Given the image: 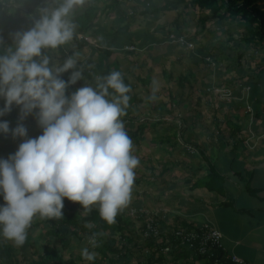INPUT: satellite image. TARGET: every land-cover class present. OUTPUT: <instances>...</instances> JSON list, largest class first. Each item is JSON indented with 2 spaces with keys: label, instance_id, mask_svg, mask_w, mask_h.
I'll list each match as a JSON object with an SVG mask.
<instances>
[{
  "label": "crops",
  "instance_id": "1",
  "mask_svg": "<svg viewBox=\"0 0 264 264\" xmlns=\"http://www.w3.org/2000/svg\"><path fill=\"white\" fill-rule=\"evenodd\" d=\"M190 1L162 14L155 12L163 0L122 1L125 12L142 10L131 24V30L142 36L137 44L142 49L135 58L121 51L120 43L112 39L115 30L106 27L118 26L123 19L122 10L110 7L106 15L111 22L103 23L107 30L97 36L88 34L96 45L76 44L75 50L79 54L82 47L83 56L99 65L94 46L110 49L111 62L128 78L129 93L143 99L130 98L132 116L164 119L157 127L145 129L144 138L135 145V150L151 147L150 178L157 182L151 183L157 190L153 187L136 196L141 202L137 208L156 214L164 234L177 226H213L223 233L227 255L264 264V49L239 46L243 30L239 22L216 17L204 23L206 12L193 8ZM178 34L187 35L194 48L175 42ZM242 52L243 59L235 62ZM154 82L166 93L174 83L175 96L167 99L158 91L150 103ZM217 88L230 90L231 97L216 93ZM180 103L186 108L182 114ZM145 104L152 113H140ZM213 172L219 176L214 180ZM217 182L223 192L214 188ZM145 217L141 215V221ZM163 247V256L158 253L155 264H218L186 247L172 252Z\"/></svg>",
  "mask_w": 264,
  "mask_h": 264
},
{
  "label": "clouds",
  "instance_id": "2",
  "mask_svg": "<svg viewBox=\"0 0 264 264\" xmlns=\"http://www.w3.org/2000/svg\"><path fill=\"white\" fill-rule=\"evenodd\" d=\"M25 0H0L20 7ZM84 0H44L38 17L26 30L15 31L13 43L0 37V118L20 106L22 121L35 112L42 134L29 137L28 128L0 119V133L23 137L9 157H0V237L23 246L37 217L64 216L65 198L83 210L96 208L109 224L131 202L140 159L123 120L130 86L113 70L69 93L83 80L78 54L62 63L46 53L77 35L74 9ZM71 70L68 80L62 74ZM158 86L154 82L152 99ZM38 110V111H37ZM91 227V224L88 225ZM82 257L97 253L84 247Z\"/></svg>",
  "mask_w": 264,
  "mask_h": 264
},
{
  "label": "trees",
  "instance_id": "3",
  "mask_svg": "<svg viewBox=\"0 0 264 264\" xmlns=\"http://www.w3.org/2000/svg\"><path fill=\"white\" fill-rule=\"evenodd\" d=\"M111 1L112 5L110 8L115 9L117 12L122 10L121 3L123 0ZM163 1V6L158 10L156 9L155 14H162L166 11L177 9L182 4H184L186 0ZM43 2L44 0H25L24 4L18 7L20 11H25V15L22 16L20 15V12L17 13L14 10L11 11V8L15 7H9L7 4L0 5V37L4 39L5 44L12 43L10 38L11 34H13L15 31L26 30L32 26L34 20L30 18V14L38 16L36 9ZM101 3L102 0H84L83 5H79L76 9H74L72 19L76 24L77 35L72 41L65 45H61L56 49L45 50L50 57H55V62L62 63L66 57L70 55H76V44L80 46H87L89 45L88 42H92L85 40V37H83L85 34L97 36V32L100 35L103 30H107L106 27H111L115 30L114 34L112 35V39L117 43H120L117 45L119 48L126 44H139L142 36H139L138 33H134L131 30V24L135 20V17L137 18L142 14V10L135 8V11L132 14L122 10L120 12V16L123 19L118 20L119 24L116 26V23H110L111 19L109 20L107 17V15H110V8L108 12V7L106 4L102 5ZM190 3L193 4V8L199 7L203 12H206L204 23L215 19L216 17L222 18L224 21H233L234 23L239 22L238 24L243 27V30L240 31L239 46L244 44L247 48H249L251 45H253L258 49H264V0H191ZM103 12H108L105 17ZM105 19L108 20L107 23H110L109 25H106V27L103 25V23H105ZM177 27H180V24L177 25ZM78 36L79 40H82L83 42L76 40V37ZM94 47L99 53L101 63H99V65H95L93 62L94 60L92 61L91 59L87 58V63H89V65L88 67H84L80 60L85 58V56H83V54L81 57L79 56V53L77 56L78 67L80 69L82 68L81 70L83 72L84 79L78 81L75 85H71L68 89L69 93L79 88V84H83V86L85 83L94 85L96 83L97 77L102 75L106 76L111 71L118 70L116 69L114 63L111 62L113 52L110 49H105L100 46ZM79 49L80 52H83L82 47H79ZM244 56L245 52L239 54L240 58H243ZM262 62H264V60ZM70 73L71 70L62 74L63 78L68 80ZM122 75L125 83L127 84L128 78L123 73ZM129 96L130 98H132V96L135 97L132 93H129ZM135 100L141 102L143 99L137 96L135 97ZM151 100L152 98H150L148 101L151 103ZM132 106L133 105L128 104L126 114L122 118L125 122L128 134L134 143H137V141H140L139 139L143 137L142 132L145 129L149 128V126L157 127L163 122V119L157 117L153 118L152 116H144L143 118L132 116ZM0 119L9 121L11 128H15L18 123H21L14 107L11 112L6 113L5 116ZM31 121L33 127L32 129L28 128V134L30 136V134L33 133L32 137H38L40 134H42L43 130L40 127L38 121L32 119ZM0 139L2 140V143H0V157L7 158L10 154H13L18 149L19 144L24 138H14L11 133H3L2 136L0 135ZM213 174L215 177L213 180L216 179V176L219 177L214 172ZM216 185H218V188H214L219 192H223L222 184L219 186V183L217 182ZM2 202V197H0V203ZM63 212L64 216L56 219H42L38 217V223L40 229L43 232L42 236H40V239H43V241L45 240L43 242L44 250L42 252L35 251V253H30L28 251L29 247L32 246L33 241V236L30 232L25 244L19 247L13 245L11 241L7 242L6 239L0 237V264H77L75 259L66 261L64 255L59 251L60 247L65 250L71 247L72 234L76 235L82 230L85 236L88 235L91 238L100 232H117L124 234L123 231L128 229V225H126L127 223L125 224L122 221L123 214L121 212L116 218V222L112 224L107 223L99 215V212L96 208H93L90 212H86L87 216L72 215L66 210V208L63 209ZM89 224H91V227L88 226ZM136 238H138L136 234H131V240L128 241L129 243H124L122 249L115 248L110 240L104 241V239H101L100 242H103V247H106L108 251L105 252L104 249L100 250L108 260L103 263H99V261L95 260L93 264H121L122 261L124 262V258H126L128 255H133V249H131L128 245L134 244L135 246L133 248H140L138 246L139 240L137 241ZM143 242L145 246H154V248L157 249L147 263L155 264V261L157 260L156 255L161 252L162 244L165 245L164 238H154L150 236ZM19 254L23 256V260L19 259ZM160 256L163 255L160 253ZM144 261L145 259L140 258L137 263L143 264Z\"/></svg>",
  "mask_w": 264,
  "mask_h": 264
},
{
  "label": "rangeland",
  "instance_id": "4",
  "mask_svg": "<svg viewBox=\"0 0 264 264\" xmlns=\"http://www.w3.org/2000/svg\"><path fill=\"white\" fill-rule=\"evenodd\" d=\"M111 3H112L111 0H102L101 4L102 5L106 4L107 7H110L112 5ZM150 6L151 5H149L147 8H150ZM12 10H14L17 13L20 12L21 16L25 15V13H24L25 11L24 10L20 11V9H18L16 7L15 8H11V11ZM106 14H107V12L104 13V15H106ZM136 19L137 18L135 17V20L133 21V23L136 22ZM209 22H211V21H209ZM89 38L96 45V41L90 36H89ZM10 40L13 43L12 34H11ZM76 40L83 42L82 40H79V36L76 37ZM126 45H133L135 47H133L132 50H127L126 49ZM126 45H123L121 47L122 48L121 51H124V50L126 52L131 51L130 54H129V55H131V58H135L134 55L140 53V51L142 49V47H140L138 45H135L133 43L132 44H126ZM82 55H83V53L80 52L79 56L82 57ZM125 56H126V53H125ZM51 58H52V61L55 62V60H56L55 57H51ZM86 59L87 58H82L81 60L85 61ZM234 59H235V62H238L240 59H243V58L239 57L238 59L237 58H234ZM91 64H93V63H91ZM88 65H89V63H88ZM82 86H83V84H79V87H82ZM217 89H219V88H217ZM169 90H170L169 91L170 94H169V92L166 93V90L163 92L162 89H160V88H157L156 92L159 91L158 93H163L164 96L167 99H170L169 96H175V92L174 91L176 90V86H175L174 83L170 84ZM221 90H223V89H221ZM224 90H228V89H224ZM144 94H146V92H144ZM149 94H151V93L149 92ZM222 95H223V93H222ZM3 104H4V100L0 99V106H2ZM142 106L143 107H142L140 113H143V112L144 113L145 112H147V113L151 112L152 113L153 112V110L151 109V106H149L148 104H145V105H142ZM184 106H185V103H183V105H182V103L179 104L178 111H180L181 114L183 112H185V110H186V108ZM13 107H14L15 111H18L20 106L14 105ZM174 109H175V107L171 106V111H173ZM174 111H176V110H174ZM139 115H140V117L143 118V116H141V114H139ZM30 118H31L30 115H28L27 117H25L22 120V123L28 124L29 122H27L25 120L26 119L29 120ZM149 127L151 128L152 126H149ZM162 128H163V126L162 127L159 126L157 129H162ZM0 135L2 136L3 133H0ZM0 143H2L1 139H0ZM133 145H134V154L139 157L140 164H139V166L136 169V180H135V185L133 187L131 202L128 205V207H126L124 210L121 211V213L123 214L122 221H123V223H125V224L127 223L126 225H128V229L123 231V233L125 235L121 234V233H117V232L116 233L100 232L96 236H93V237L90 238L88 235L85 236L83 231L81 230L76 235L72 234V236H71L72 243H71V247L69 249L65 250V249H62L61 247L59 248L60 253L64 255L66 261L75 259L77 261V264H82V263L93 264L94 261H87L81 255L82 249L84 247H88L90 249V251H95L97 253L96 260L99 261V263H103V262H105L108 259L105 257L104 254H102L101 250L104 249L105 252H107L108 249L106 247H103V245H102L103 242H100L101 239H104V241L110 240L115 248L122 249L123 246H124V243H129L128 241L131 240V234H136L138 236V238H136V239H137V241L139 240L138 246L140 248H136V247L133 248L135 246L134 244L128 245L131 249H133V255L132 256L128 255L126 258H124V262L122 261L121 264H141V263H137L140 258L141 259H145L143 264H147L148 260L151 258L153 253H155V251L157 250V249L154 248V246H152V247L150 246L149 247V246H145L144 245L143 241H145L147 238L150 237V236H148L146 234V219L141 221L140 216L137 218V217H134L131 214V209H133L135 207L136 208L140 207V205H141V202L138 203L137 202V198H136V196L139 195V193H142L143 191H145L147 189H150V188L153 189V187H154L155 190H157V188L155 187L157 182L152 181V177L150 178V171L154 169L152 167L153 163H154V160H153L154 153H152L151 147L146 146L143 150H140V148H137L135 150V145H138V143H134V141H133ZM151 183L155 184V185H152ZM64 208H66V210L72 215H75V216H78V215L87 216V213H86L87 211L82 209L83 206L79 202H74V201H71V200L65 198V207ZM147 211L150 212L149 210L146 209V213H147L146 216L150 215ZM153 213H155V212H153ZM38 222H39V220H38V217H37L34 220V222L32 224V227L29 229L30 230L29 232L33 236L32 246H30L29 249H28V251L30 253H35V251L42 252L44 250V248H43L44 243L43 242L45 240L43 241V239H40V236H42L43 232L40 229V226H39ZM43 238H44V236H43ZM6 241L9 242L8 240H6ZM11 243L13 245H15L12 241H11ZM92 248H94V249H92ZM19 259L23 260V256H21L20 254H19Z\"/></svg>",
  "mask_w": 264,
  "mask_h": 264
},
{
  "label": "built area",
  "instance_id": "5",
  "mask_svg": "<svg viewBox=\"0 0 264 264\" xmlns=\"http://www.w3.org/2000/svg\"><path fill=\"white\" fill-rule=\"evenodd\" d=\"M176 41L187 48H193L194 43L189 41L186 35H180L176 38ZM127 50H132V46H126ZM216 93H223V96L230 98V90L215 89ZM248 110H252L248 107ZM38 111V110H37ZM17 115L21 117V109L19 107ZM30 119L25 121L29 122L25 126L32 129V120L38 121L35 114H30ZM20 122H22L20 120ZM17 126V125H16ZM33 133L29 137H32ZM192 150V148H190ZM131 214L134 217L146 215V211L139 208L131 209ZM146 234L154 238H164V251L172 252L174 249L179 247H186L193 253L200 257H206L214 260L218 264H222L230 261L231 264H251L249 261L241 258L235 254L227 255L225 253V246L223 242V233L217 228L210 225L201 226H177L167 234L162 233L159 226L158 218L156 214L146 216Z\"/></svg>",
  "mask_w": 264,
  "mask_h": 264
},
{
  "label": "bare ground",
  "instance_id": "6",
  "mask_svg": "<svg viewBox=\"0 0 264 264\" xmlns=\"http://www.w3.org/2000/svg\"><path fill=\"white\" fill-rule=\"evenodd\" d=\"M183 35H184V34H183ZM179 36H180V35H179ZM179 36H178V37H179ZM84 37H85V40H87V41H91L90 38H89V36H88L87 34H85ZM187 38H188V37H187ZM175 42H177L176 39H175ZM191 42H192V41H191ZM177 43H179V42H177ZM179 44H180V43H179ZM180 45H181V44H180ZM126 46H132V48L135 47V46H133V45H126ZM193 48H194V47H193ZM193 48H189V49H193ZM81 62L83 63L84 67H88L87 59H86L85 61H84V60H81ZM86 63H87V64H86ZM85 64H86V65H85ZM81 67H82V66H81ZM81 69H82V68H81Z\"/></svg>",
  "mask_w": 264,
  "mask_h": 264
}]
</instances>
